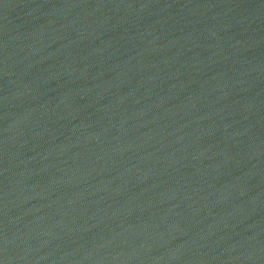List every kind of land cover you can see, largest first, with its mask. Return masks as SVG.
<instances>
[{"label":"water","instance_id":"obj_1","mask_svg":"<svg viewBox=\"0 0 264 264\" xmlns=\"http://www.w3.org/2000/svg\"><path fill=\"white\" fill-rule=\"evenodd\" d=\"M0 264H264V0H0Z\"/></svg>","mask_w":264,"mask_h":264}]
</instances>
